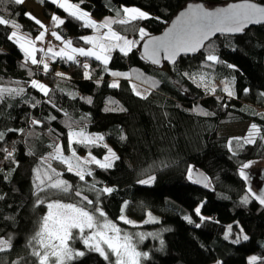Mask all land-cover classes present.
<instances>
[{
	"label": "trees",
	"instance_id": "1",
	"mask_svg": "<svg viewBox=\"0 0 264 264\" xmlns=\"http://www.w3.org/2000/svg\"><path fill=\"white\" fill-rule=\"evenodd\" d=\"M32 1L41 6L50 32L73 45L92 34L90 28L48 0ZM71 1L83 2V8L98 19L113 15L117 7H135L150 18L112 25L114 31L133 39L135 47L128 55L113 50L107 71L93 58L82 59L89 65L90 79H85L83 63L44 56L47 73L42 65L25 63L20 47L8 38L16 29L0 25V87L24 89L20 95L0 99V133L4 134L0 139V239L11 244L0 252V264H38L32 252L39 250V245L33 237L47 213V202L78 203L76 190L94 201L82 206L90 211L99 207L122 228L160 233L146 242L148 257L142 258V264H247L251 255L259 256L255 264H264V204L254 197L252 188V171L264 162V26L238 37H217L193 57L155 67L140 56L141 45L146 38L162 33L182 8L191 2L216 6L243 0ZM254 1L264 4V0ZM25 13L29 12L22 4L0 0V16L15 21L20 34L34 40L42 29ZM53 15L65 23L54 27ZM141 28L148 33L143 40ZM209 54L216 55L218 62L208 61ZM36 56L39 60L43 53ZM111 72L128 78L118 80L119 87H110L116 81ZM56 73H62L63 78ZM32 80L44 84L48 95L31 87ZM135 85L148 94L138 96ZM225 88L233 96H228ZM33 120L40 123L34 125ZM69 123L73 131L101 134L118 156L113 167L87 165L92 175L82 182L58 160L47 163L56 145L65 154L71 152ZM246 123H255L260 129L254 143L220 135L226 125ZM72 149L80 156L90 153L99 159L108 153L100 144L73 143ZM8 152L12 155L5 159ZM245 163L251 164L244 169L247 179L240 175ZM190 168L205 173L211 189L193 182L192 173L189 179ZM37 169L45 178L55 169L73 192L39 191ZM149 176L155 177L151 184L139 183ZM106 187L113 189L111 194L99 191ZM148 214L160 220L130 227L119 219L123 215L140 222ZM229 226L242 229L248 240H228ZM70 247L85 255L68 264H109L89 251L79 237L70 241Z\"/></svg>",
	"mask_w": 264,
	"mask_h": 264
},
{
	"label": "snow or ice",
	"instance_id": "2",
	"mask_svg": "<svg viewBox=\"0 0 264 264\" xmlns=\"http://www.w3.org/2000/svg\"><path fill=\"white\" fill-rule=\"evenodd\" d=\"M10 3L20 5L24 0H9ZM51 3L56 4L61 8L69 17L82 22V25L86 28H91L97 33L101 29H107L101 35L94 37H84V43L91 45L90 48H78L73 47L72 41L64 40L60 34L55 31L51 32V36L57 41H61L63 47L59 51L54 50L52 47L45 49H38L36 47L37 42H43L45 34L48 29L45 25L32 16L31 13H25V15L34 20V22L42 29L41 32L33 40L26 34L22 35L19 32L20 26L15 21H9L4 16H0V25L9 26L16 30L9 34V39L16 43L25 56V63L31 62L33 65H42L43 71L47 73L49 71V65L44 62V57L37 59L36 53H44L45 56L50 54L51 58L55 60L59 57L62 60L71 61L73 63H81L77 60V56L94 58L103 65H105V71H107V64L111 59L109 53L118 48L124 55L132 50V47L136 44L135 41L128 40L126 37L120 35L112 28L113 23L126 25L133 23L140 19H148V15L135 7H123L121 16L120 12H117V16L120 18L117 20L105 19L101 23H97L91 19L90 14L87 11L81 9L77 3H71L70 0H51ZM54 27H59L65 23V20L53 15L51 17ZM250 23H264V7L254 3H242L230 5L227 8L219 11H207L204 8H190L188 13L182 14L180 20L163 37H153L146 41L144 44V56L150 60L153 64L159 63V55L163 51L165 59L172 63H175V58L180 53H190L199 50L204 41L210 38L215 33H239L242 32ZM140 39L143 40L148 33L143 28L139 29ZM122 42V43H121ZM213 63L218 62V57L214 54H209L206 58ZM82 67L86 70L84 73L85 79H90V74L87 71L89 65L83 63ZM229 67H232L229 65ZM114 77L124 76L128 78L127 74L119 72H111ZM56 76L62 77V73H56ZM31 87L42 92L45 96L48 95L49 89L42 83L36 80L31 81ZM110 87H119L118 81H114ZM133 90L136 91L135 86ZM24 91L23 88H5L0 87V99H3L6 95H20ZM214 92V89L212 90ZM228 96H233V92L225 88ZM137 95H141L138 91ZM90 102V100H89ZM207 114V113H205ZM55 119V117H52ZM32 123L39 124L37 120H33ZM69 150L71 151V157H65L60 145L54 147L55 154L51 156V159L58 160L63 163L67 171L76 175L80 181H85V176H91L92 172L86 167L88 164H95L100 168L108 169L112 167V160L118 159L112 149H108L109 155L104 157V160H98L89 153L88 159H81L76 156V152L72 149L73 143L90 144L102 141L103 137H91L83 130L73 131L71 130V123H69ZM260 131L259 127L254 123L250 126L247 136L243 139L244 144L254 143V137ZM3 133H0V139L3 138ZM75 138V139H74ZM241 138H237L239 142ZM264 139V137H262ZM106 147V145H105ZM229 147L231 148V141H229ZM5 151H7L5 149ZM11 152H8L5 159L10 158ZM251 166L250 163L243 164L240 175L247 179L244 169ZM49 167H51L49 165ZM189 179H192V169L189 170ZM37 187L39 191H56L62 193L73 192L72 186L67 181L59 179L60 173H57L55 169H51L53 175L45 174V177L40 175V170L37 169ZM155 180L154 176H149L147 179L140 180L141 184H151ZM199 182V181H193ZM207 186V185H206ZM91 190H95V185H92ZM99 191L103 193L111 194L112 188H103ZM38 195V193H37ZM74 195L80 198L78 203H65L59 200L49 201L46 204L48 209L47 213L41 220L39 230L33 237V239L39 244L40 250H34L32 255L37 257L38 264H68L75 257H83L85 253L83 251H75L70 247L69 241L77 237L82 239L84 246L89 251L98 253L104 260L109 261V264H141V259H147L148 253L140 252L137 250L136 245L133 243V237L128 234H122L121 229L114 223L107 220L106 214L99 207L94 208L93 211H89L87 207L82 204L93 205L94 201L88 199L86 195L79 190L74 192ZM261 204H264V193L259 195L253 194ZM2 199V197H0ZM244 203L248 202V198H244ZM39 203H44L40 200ZM195 212L200 216V207L195 209ZM98 217H104L101 221ZM124 223H131L121 215L119 218ZM149 219L152 218L149 216ZM189 223H192L190 218ZM205 219L201 216V220ZM197 227L200 225L197 224ZM228 232L231 233V226L228 228ZM243 230L241 229V233ZM142 241L145 236L142 233L135 234ZM227 238V237H226ZM241 236H237L234 242L239 243ZM243 240H247L248 236L243 235ZM11 247L10 240L0 239V252L6 251ZM114 257V259H113ZM258 257H251L249 264H255ZM219 264V262H218Z\"/></svg>",
	"mask_w": 264,
	"mask_h": 264
},
{
	"label": "rangeland",
	"instance_id": "3",
	"mask_svg": "<svg viewBox=\"0 0 264 264\" xmlns=\"http://www.w3.org/2000/svg\"><path fill=\"white\" fill-rule=\"evenodd\" d=\"M49 2H51V0H48ZM70 2L71 3H77V2H72L71 0H70ZM27 3H28V5H27ZM82 3L83 2H78L77 4H79L80 5V7H81V9L82 10H84V11H86L84 8H83V6H82ZM30 9H32V7H34L32 10H33V12H34V15H33V17H35L36 18V16L39 18V19H41L42 21H43V24L45 25V27L46 28H48L47 26H49L50 27V23H49V21L48 20H46L45 18H44V16H43V13L41 12V10H42V8H41V6L40 5H38L36 2H34V1H32V0H27L26 1V3H25ZM56 5V4H55ZM57 6V5H56ZM215 5H208V7L209 8H213ZM122 8L123 7H121V8H114V14L113 15H109V16H106V17H103V18H101V19H98V18H94L92 15H90L91 16V19H93L94 21H104L105 19H111V20H117V19H119L120 17L119 16H117V12H120L121 13V16L123 15V13H122ZM129 8H131V7H129ZM141 10V9H140ZM31 11V10H30ZM141 11H143V10H141ZM143 12H145V11H143ZM147 15H148V17L150 18V15L147 13V12H145ZM49 23V24H48ZM97 23H99V22H97ZM113 24H115V23H113ZM112 24V25H113ZM91 29V28H90ZM92 30V34H91V36L92 37H94V36H97V35H101V34H103V32H106L107 31V29H101L100 30V32L99 33H97L96 31H94L93 29H91ZM90 36V35H89ZM89 36H85V37H89ZM48 41V40H47ZM60 42V41H59ZM61 43V42H60ZM44 44V43H43ZM53 45H55V46H62V44L61 45H56V44H54V43H52ZM36 47L38 48V45H37V43H36ZM135 47V46H134ZM133 47V48H134ZM132 48V49H133ZM39 49V48H38ZM45 63H48L47 61H45ZM120 73V72H119ZM123 74V73H122ZM117 78L120 80V79H122V78H124V76H120V77H116V81H118L117 80ZM223 86V85H222ZM135 89H136V91H135V93L138 91L141 95H138V96H140V97H143V96H146L147 94H148V91L146 90V89H144V88H142V87H140V86H137V85H135ZM252 124L251 123H246V124H240V125H229V126H224V127H222L221 128V130H220V135H222V136H226V137H229V138H231V139H237V138H241L240 140H243L242 138H245L246 136H247V134H248V132H249V129H250V126H251ZM77 131H80V130H77ZM84 131V130H83ZM86 134H88L89 136H91V137H93V138H95V137H98V136H102L101 134H91V133H88V132H86V131H84ZM260 133V132H259ZM258 133V134H259ZM258 134H256L255 135V137H254V139L258 136ZM103 137V136H102ZM75 139V138H74ZM82 144V143H81ZM90 144H100V145H106V147L109 149H112V152L113 153H115V156L116 157H118L117 156V154H116V152H115V150L113 149V147L105 140V138L103 137V140L102 141H97L96 143H90ZM55 154V152L52 154V155H54ZM52 155H50L49 157H47L46 158V161H47V163H51L52 161H53V159H51V156ZM63 155L65 156V157H71V152L69 153V154H65L64 152H63ZM107 155H109V153H107ZM76 156H78V157H80L82 160L83 159H88V157H89V155L88 156H80V155H78L77 153H76ZM96 158V157H95ZM96 159H98V160H101V161H103L104 160V158H102V159H99V158H96ZM116 160L117 159H113L112 160V167H113V165H114V163L116 162ZM60 162V161H59ZM88 165H94V164H88ZM87 166V165H86ZM252 173H254V180L252 181V188H253V191H254V194H256V195H259L260 194V190H261V192L262 193H264V190H262V187H263V185H264V162L263 163H261V164H259L258 166H256V168H254L253 169V171H252ZM261 178L263 179V180H261ZM89 210V209H88ZM48 211V210H47ZM90 211V210H89ZM149 216L152 218L151 220L149 219ZM107 218V217H106ZM98 219L99 220H103L104 219V217H98ZM107 220H109L108 218H107ZM128 220V219H127ZM160 220V218L158 217V216H155V215H151V214H148V216L146 217V219L145 220H143V221H130V220H128V221H130L131 223H125V224H127V225H129L130 227L131 226H134V227H143V226H145V225H147V224H150V223H154V221L155 222H157V221H159ZM109 221H111V220H109ZM112 222V221H111ZM112 223H114V222H112ZM118 228H120L121 229V233L122 234H128V235H130V236H132L133 237V243L136 245V247H137V250L138 251H140V252H144V246H145V244H146V242L148 241V239L154 234V235H156V236H159V232H157V231H154V232H150V233H148L147 231H142V230H140V231H135V232H133V231H131L130 229H124V228H122L119 224H117V223H114ZM229 228V227H228ZM137 233H142V234H144V236H145V238L142 240V241H140L139 240V237L138 236H136L135 234H137ZM241 236V239H240V242L241 241H245V240H243L242 239V236L243 235H247L244 231L241 233V230H238L237 228H233V227H231V233H229L228 231H227V233H226V237H227V239L228 240H230L231 242H233V243H236V242H234L235 240H236V238H237V236ZM248 236V235H247ZM248 240V239H247ZM71 241V240H70ZM70 241H69V244H70ZM82 243H83V241H82ZM38 244V243H37ZM39 245V244H38ZM84 245V244H83ZM40 250V249H39ZM253 256H255V257H258V260H259V256H257V255H251V256H249L248 257V259H247V264H249V260H250V258L251 257H253ZM76 258V257H75ZM74 258V259H75ZM73 259V260H74ZM113 259H114V257H113ZM218 262H219V264H221V262L220 261H217V262H215L214 264H218ZM141 264H142V259H141Z\"/></svg>",
	"mask_w": 264,
	"mask_h": 264
},
{
	"label": "water",
	"instance_id": "4",
	"mask_svg": "<svg viewBox=\"0 0 264 264\" xmlns=\"http://www.w3.org/2000/svg\"><path fill=\"white\" fill-rule=\"evenodd\" d=\"M254 3V4H257L259 6H262L264 7V4H261V3H258L254 0H243V1H236V2H230L228 4H225V5H216L214 6L213 8H209L206 4L204 3H201V2H191L189 3L186 7L182 8L174 17L173 19L171 20V22L169 23V25L165 28V30L160 33L159 35H155V36H150L148 38H146L142 45H141V48H140V56L146 61L148 62L149 64L155 66V67H161L164 63H168V64H176L178 62V60L182 57H193L197 54H199L203 49L204 47L206 46V44L208 42H210L211 40L217 38V37H220V36H226V37H238V36H242L246 30L248 29H251L253 27H260V26H264V23H250L242 32H239V33H220V32H217L215 33V35H212L210 38H208L207 40L204 41V45L197 51L195 52H190V53H180L176 58H175V63H172L170 62L169 60L165 59V54L164 52L162 51L159 55V63L158 64H153L150 60H148L147 58H145L144 56V44L146 43V41L150 38H153V37H163L164 34L166 32L169 31V29H171L173 27V25H175L177 23L178 20L181 19L182 17V14H185V13H188L189 9L190 8H204L205 10L207 11H212V12H215V11H219L221 9H224V8H227L229 7L230 5H234V4H242V3ZM192 176H193V179L194 181H199V182H195L196 184H198L200 187H203V188H208V189H211L210 188V184H209V178L207 177V175L203 172H200L198 170H193L192 171ZM207 185V186H206ZM79 198V197H78Z\"/></svg>",
	"mask_w": 264,
	"mask_h": 264
},
{
	"label": "crops",
	"instance_id": "5",
	"mask_svg": "<svg viewBox=\"0 0 264 264\" xmlns=\"http://www.w3.org/2000/svg\"><path fill=\"white\" fill-rule=\"evenodd\" d=\"M26 1L27 0H24V2L22 3V5L28 10V12L29 13H31L32 14V16L34 15V12H33V8L34 7H32V9H30L27 5H28V3H27V5L25 4L26 3ZM31 10V11H30ZM41 12H42V10H41ZM36 19H38L39 21H41L42 23H43V21L41 20V19H39L37 16H36ZM97 22H99V23H101L102 21H97ZM49 24V23H48ZM50 25V24H49ZM48 28V32L45 34V37H44V41L43 42H37V45H38V48L39 49H45V52H46V50H47V48H49V47H52L54 50H56V51H59L60 50V48L61 47H63V45L62 46H55V45H53L52 43H50V42H48L47 41V38H48V35H51V32H50V28H49V26H47ZM93 35V34H92ZM89 37H92L91 35L89 36ZM84 38V37H83ZM83 38H81V43H79V45H73V47H78V48H85V49H88V48H90L91 47V45H89V44H85L84 43V40H83ZM128 40H132L133 41V39H131V38H128V37H126ZM44 43V44H43ZM122 43V42H121ZM134 47V46H133ZM132 47V48H133ZM113 50H119L118 48H116V49H113ZM112 50V51H113ZM111 51V52H112ZM120 51V50H119ZM111 52L109 53V55L111 56ZM45 56V54L43 53V57ZM46 57V59L47 58H51V56H50V54L48 55V56H45ZM57 58H59V57H57ZM77 58H80V59H84V58H87V57H81V56H77ZM60 59V58H59ZM94 59V58H93ZM109 62H110V60H109ZM109 62H108V64H109ZM117 80H119L118 78H117Z\"/></svg>",
	"mask_w": 264,
	"mask_h": 264
},
{
	"label": "built area",
	"instance_id": "6",
	"mask_svg": "<svg viewBox=\"0 0 264 264\" xmlns=\"http://www.w3.org/2000/svg\"><path fill=\"white\" fill-rule=\"evenodd\" d=\"M48 42L50 43H54L56 45H61L62 43H60L59 41H57L54 37H52L51 35H48V38H47ZM79 60L81 63H79V65H81L83 63V60L82 59H77Z\"/></svg>",
	"mask_w": 264,
	"mask_h": 264
},
{
	"label": "flooded vegetation",
	"instance_id": "7",
	"mask_svg": "<svg viewBox=\"0 0 264 264\" xmlns=\"http://www.w3.org/2000/svg\"><path fill=\"white\" fill-rule=\"evenodd\" d=\"M261 180H263V179L261 178ZM262 190H264V185H263V187H262Z\"/></svg>",
	"mask_w": 264,
	"mask_h": 264
}]
</instances>
